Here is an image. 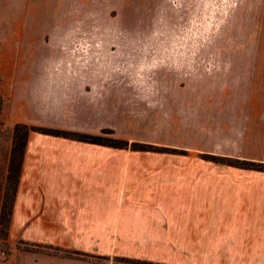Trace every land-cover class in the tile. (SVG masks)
<instances>
[{"label":"rangeland","instance_id":"374dc122","mask_svg":"<svg viewBox=\"0 0 264 264\" xmlns=\"http://www.w3.org/2000/svg\"><path fill=\"white\" fill-rule=\"evenodd\" d=\"M63 57L98 60L120 76L118 99L104 98L94 136L164 148L186 169L232 171V184L264 179L243 164H264V0H0V213L11 199L4 189L13 125L4 104L32 78L21 60ZM71 124L92 126L79 115Z\"/></svg>","mask_w":264,"mask_h":264},{"label":"crops","instance_id":"0c3cea01","mask_svg":"<svg viewBox=\"0 0 264 264\" xmlns=\"http://www.w3.org/2000/svg\"><path fill=\"white\" fill-rule=\"evenodd\" d=\"M21 62L32 78L5 97V121L103 128L118 73L98 60ZM77 115L92 126L75 127ZM110 150L29 133L0 264H264L262 177L232 184V171L186 169L183 157Z\"/></svg>","mask_w":264,"mask_h":264},{"label":"trees","instance_id":"16d2710c","mask_svg":"<svg viewBox=\"0 0 264 264\" xmlns=\"http://www.w3.org/2000/svg\"><path fill=\"white\" fill-rule=\"evenodd\" d=\"M1 104V102H0ZM30 132H36L42 135L53 136V137H61L65 139H71L77 142L93 144V145H100L105 147H110L114 149H128L131 152H159L164 153L166 149L153 147L147 144L141 143H131L129 144L127 141L117 140V139H106L100 136H94L86 133H73L67 132L63 130L53 129V128H45V127H35L29 126L26 124L17 123L13 125L12 129V148L9 157L8 163V171L7 177L5 182V189L4 195L5 197L10 194V204H6V201H3L1 206V213H0V226L3 228H7L11 209L13 205L14 195L16 191V187L18 184L19 173L22 165V158L24 154V150L27 143V138ZM201 158L205 161H216L221 159V157H214L210 155H203ZM244 165L250 164V166L255 167H246L249 170H254L257 172H264V164H257L254 165L253 163L243 161Z\"/></svg>","mask_w":264,"mask_h":264}]
</instances>
